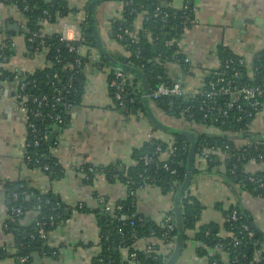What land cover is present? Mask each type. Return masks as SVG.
<instances>
[{"label":"crops","instance_id":"crops-1","mask_svg":"<svg viewBox=\"0 0 264 264\" xmlns=\"http://www.w3.org/2000/svg\"><path fill=\"white\" fill-rule=\"evenodd\" d=\"M55 1L66 3L63 6L69 8V13L58 17L54 22L42 23L44 33H59L73 38L76 34L75 11L89 8L93 4V25L104 49L119 63L129 55L115 38L112 24L114 19L122 18L123 3L120 0L91 3L89 0ZM188 1L196 9L195 19L179 42L183 52L191 59L190 71H185L175 63L169 64V70L171 76L181 81L190 91L202 85L204 75L221 68L220 47L230 48L233 53L249 62L264 49V0H173L171 5L175 9H181ZM86 13L89 15L88 10ZM145 18L146 14L140 13L135 25L143 28ZM24 26L25 19L21 11L14 4L0 0V45L11 41L14 49V55L6 64L0 65V69L15 71L22 76L47 66L43 52H29L23 33ZM96 51L100 56L99 48ZM111 64L115 66L112 62ZM112 65H103L102 62L101 65H87L86 84L81 100L71 110L66 125L51 141L53 145L50 152L59 163L67 169L75 168L66 169L65 174L59 178H52L39 168L25 163V145L29 134L25 115L20 111L16 100L18 83L3 78L0 71V248L7 252L6 257L0 258V264L22 263L14 257V237L6 227L9 218L7 184L21 181L30 188L52 190L66 205V219L48 233V243L58 253L48 257L36 252L29 264H94L100 243L98 218L95 213L77 210L76 207L84 203L89 208H97L105 200L115 202L125 196L126 187L119 179L111 180L104 173L96 174L91 180L87 179L77 169L87 164L100 167L115 165L122 171L135 163L132 158L133 150L143 146L150 137L161 139L167 145L174 144L175 133L160 127L149 111L166 127L185 129V121L160 109L154 101L149 100L146 114L132 113L125 107L117 106L108 81ZM251 126L253 135L264 139V113L259 114ZM202 131L211 132L204 126L198 127L197 132ZM242 139L239 135L234 138L238 145L243 144ZM221 153L218 152V159L223 163L225 157ZM167 157L162 155L160 159L165 160ZM198 159L197 157L194 167L189 165L193 174L189 191L205 207L198 227L214 222L218 225L220 234L226 235L224 211L240 206L264 231V198L229 183L222 164L208 170L207 164ZM263 168V164L254 161L249 162L246 167L250 173ZM178 194L179 191L176 196L165 193L158 186H143L138 190V210L161 224L165 222L167 213L173 209L176 212ZM195 233L196 230L189 231V240L175 264L204 262V258L196 254ZM152 242L163 246V241L158 242L155 238L140 239L137 245L146 249L152 246Z\"/></svg>","mask_w":264,"mask_h":264},{"label":"trees","instance_id":"trees-1","mask_svg":"<svg viewBox=\"0 0 264 264\" xmlns=\"http://www.w3.org/2000/svg\"><path fill=\"white\" fill-rule=\"evenodd\" d=\"M14 4L23 14L25 26L23 33L27 38V45L30 53H36L39 48L46 56L47 66L36 70L34 73L22 76L15 71H9L1 68V75L11 81L17 83L21 81L29 82L27 91L30 94H49L52 95L54 90L63 86H70V92L64 91L62 96L65 100L71 102L73 106L79 103L85 89L86 81V65L87 58L82 57L83 63L76 64L79 56L69 50L67 42L61 40L62 35L59 33H44L41 19L46 18L48 22H54L60 16H65L69 13V8L63 6L64 2L55 0H4ZM100 0H89L97 2ZM123 3L122 18L113 20L115 38L129 52L123 60L127 59V64L131 68H136L140 75L148 82V91L155 87L159 80L157 76H161L163 81L172 83L175 77L171 76L169 64L175 60L183 58L186 54L181 49L180 39L183 20L186 13L194 8L193 3L186 2L188 9H175L172 7L173 0H120ZM88 10V7L85 9ZM45 11L47 13H45ZM76 10L75 12H77ZM140 13H145V23L143 29L137 35V42H133L132 35L126 34L125 29L132 28L134 21ZM195 15H191L189 26L194 23ZM86 27L83 32L82 39L86 44L98 49L96 37L94 35V27L90 16L82 25ZM37 32L38 38L29 40L33 34ZM122 34L123 38L118 35ZM171 39H176L173 45H168L167 42ZM36 51V52H35ZM178 52V53H177ZM219 53L222 61L229 58H238L239 56L233 53L228 47H220ZM3 54L8 57V61L14 55V49L10 43L7 44ZM260 55V56H259ZM264 50L260 51L252 62L242 66L243 76L238 81L241 83L253 82L250 80L247 72L250 66H260V70L256 73L255 79L261 76L264 66ZM102 64L112 65L111 62L102 54H100ZM113 66V65H112ZM117 67V66H113ZM221 68L213 73L204 75L203 83L206 86L209 81H215ZM185 71H190L189 66ZM129 72V71H127ZM133 85L128 89L125 98V108L132 113H147L144 90L141 83V76L132 74ZM112 76H110L111 78ZM32 81L36 82V87H33ZM111 90V89H110ZM112 93V90H111ZM113 95V94H112ZM150 100V99H149ZM170 104L169 98H163L154 101L157 106L169 113L173 110L172 115L177 116L187 107L194 117L186 116L185 130L197 132L198 127H206L211 130V126L220 127L219 123H214L211 117L206 118L205 112L199 110V104L202 98L197 103L193 102L191 96L186 98H175ZM226 98L219 100L220 107H224ZM264 100V99H263ZM123 108V107H121ZM47 110V109H46ZM54 112H62V105L59 103ZM170 114V113H169ZM69 113H65V122L59 124L54 120H45L44 122L37 121V127L44 130L46 127L55 129V133L66 125ZM239 115L237 111L231 110L229 117L225 119V125L222 126L220 132L212 131L196 133L197 150L192 158V167L199 158V152L202 149H207L211 155L204 161L207 164L208 170L213 169L216 165L224 166V175L229 183L250 191L255 196L264 198V186H259L264 178V168L256 173H250L246 167L251 162V159L257 164L264 165V139L257 146L245 147L235 143L239 130L238 127L246 126L249 123L248 119L236 123L235 118ZM240 133V132H239ZM29 134V129H28ZM241 136L240 134H238ZM174 146L176 151L168 161L169 168L164 167L162 161H152L146 164L145 157L157 159L158 154L155 153L157 146L165 148L167 143L158 138L149 139L143 146L135 148L132 152V158L135 163L122 171L117 166L100 167L87 164L88 169L93 166L95 172H88L90 180L98 173H104L111 180L119 179L126 187L125 196L116 200L112 212H106L103 208L108 200L100 203L97 208H89L86 204H79L76 209L81 211H90L95 213L98 218L100 227V243L99 251L94 257V264H166L171 257L170 254L163 255L161 253L162 246L158 243H153L151 252H147L143 247L137 245V241L143 238L150 240L155 238L158 242L164 238H169L170 235L178 236V225L175 209L168 214L173 216V229L169 228V223H156L150 217L145 216L138 211V190L146 185L160 187L165 193L177 195L182 187L187 173L190 170V148L191 140L184 134H174ZM31 136L28 139L31 141ZM53 145L49 139H43L40 146L30 147L27 154L33 159L39 161L35 164L34 160L30 163L31 167H42L43 164L50 166L46 172L52 178H59L65 174L64 167L51 154L50 147ZM225 152V160L221 163L218 159V152ZM263 156V158H261ZM199 160V159H198ZM200 163V162H199ZM175 169L176 173H172ZM197 171V169H194ZM254 180H251V178ZM7 192L9 196V218L7 219V231L14 237L15 253L14 257L21 259L28 257V262L21 264H29L36 252L43 256H53L57 252L51 247L48 239L40 236L39 230L44 228L48 233L57 228L61 221L66 219V205L61 202L57 194L52 190H42L38 188H30L26 183L21 181L10 182L7 184ZM21 207L22 213L13 212V208ZM181 219L183 222V245L182 250L189 240V231L196 230L194 240L196 242V254L204 258L202 264H240L248 263L256 257V250L261 246L264 247V234H262L253 225V220L249 214L240 206H233L224 211V216L233 209H237L242 218L237 221H226V235H221L219 227L216 223L210 222L198 227L199 220L204 210L203 203L194 195H191L189 187L180 196ZM32 214V215H31ZM31 217V218H28ZM53 218V223H52ZM134 225H131V221ZM245 222L250 230L255 232V237L250 238L248 231L242 226ZM258 240L261 246L255 245ZM222 244L221 251L214 249ZM136 253V257L132 262L131 254ZM264 255V253H263ZM7 256V252L0 248V258ZM156 256V257H155ZM236 260V262H233Z\"/></svg>","mask_w":264,"mask_h":264},{"label":"built area","instance_id":"built-area-1","mask_svg":"<svg viewBox=\"0 0 264 264\" xmlns=\"http://www.w3.org/2000/svg\"><path fill=\"white\" fill-rule=\"evenodd\" d=\"M184 10L188 9L187 3H185L182 7ZM196 9H191L186 15L184 16V20L182 22L183 27L181 31V35L187 32L191 26L189 23L191 22V15H195ZM45 13H47L45 11ZM89 15L86 13L85 9H80L75 12V22L74 28H76V34L73 38H68L65 35H62L61 40L67 42V46L69 50L75 52L79 58L77 59L76 64L80 65L83 63L81 60L83 58H87L85 65L94 63L96 65H101L100 56L97 53L96 49L91 47L90 45L86 44V42L82 39V35L86 27L82 28V25L87 21ZM48 22V19L43 18L41 19V24ZM143 28H139L135 25H132V28L125 29L126 34L132 35L133 42H137V35L139 34L140 30ZM39 34L35 32L29 40L33 38H38ZM119 38H123L122 34L118 35ZM27 39V38H26ZM176 39H171L167 42L168 45H173ZM11 41H6L2 45H0V65L6 64L8 62V57L3 54L7 44ZM264 50V49H263ZM39 53L41 50L39 48L36 49ZM35 51V52H36ZM178 53V52H177ZM260 56V55H259ZM264 59V56H263ZM180 68L184 70L189 66L191 67V59L188 56H184L181 60L177 59L174 61ZM247 63V59L244 57L238 58H229L225 61H222L221 70L216 72V80L209 81L208 85L206 86L205 82L202 83L201 86L194 88L193 90L188 91L181 81L174 80L172 83H168L163 81L161 76H157L158 84L153 87L150 91L147 92L145 95L150 100H158L163 98H169L170 104L173 103V99L175 98H186L188 95L191 96L193 102L197 103L200 98L202 100L199 104V110L205 112V117H211L214 123H219L220 127L211 126L212 131L220 132L222 130V126L225 125V119L229 117L230 111L234 110L239 113V115L235 118L236 123L243 121L244 119H248L249 123L246 126L238 127L239 131L233 134H240L244 141L242 145L245 147H253L261 144L263 141L259 138H255L253 136V130L251 123L252 121L261 113H264V70L261 73L259 78L255 79L256 73L259 72L260 66H250L247 75L249 76L250 80L253 82H246L241 83L238 80L242 78L243 71L242 66ZM264 66V64L262 65ZM110 76H112L110 78ZM109 87L112 90V97L115 104L119 107H125V98L126 94L128 93V89L133 85V76L127 72L126 70L119 68V67H112L109 69ZM29 82L21 81L18 83V92L16 94V100L19 106V109L25 115L27 126L29 129V136H31V141L27 139V143L25 145L26 152H25V163L30 166V163L34 160L35 164L39 163L36 159H33L31 155L27 154L28 148L34 146L38 147L41 144V141L44 139H49L50 136H56L55 129L51 127H46L44 130L39 129L37 127V121L44 122L45 120H54L59 124H63L65 122V113L71 112L73 109V104L64 99L62 96L63 92L67 90L70 92V86H63L61 88H57L54 90L52 95L49 94H30L27 91V86ZM33 87H36V82L32 81ZM221 98H226L224 107H220L219 100ZM62 105V112H54L58 104ZM47 109V110H46ZM170 114H174L173 110L170 109L168 111ZM186 116L194 117L193 114L190 113L189 107L185 110L181 111L178 115V118L182 121H186ZM209 129V128H208ZM240 132V133H239ZM150 137L149 139H151ZM176 151V147L174 144L167 145L165 148L161 146H157L155 153L158 154L157 159L154 160L152 157L146 156L145 162L149 164L152 161H162L164 162V167L169 168L168 161L172 157V154ZM162 155H167V159L161 160ZM211 155V152L207 149H202L199 152V160L206 161V159ZM221 155L224 157L226 156L225 152H222ZM263 158V156H261ZM253 161V159H251ZM39 168L42 171H49L51 168L48 164H43L42 167H34ZM64 167V172H66ZM75 169V168H74ZM74 169H67V170H74ZM80 173H82L87 179H90V175L88 172H95L93 166L89 167L88 169L85 165L80 166L77 169ZM172 173H176V170L173 169ZM251 180H254L252 177ZM262 182L259 186H264V178L261 179ZM237 187L242 189L240 184H237ZM115 203L108 201L107 204H104L103 208L106 212L111 213ZM139 211V210H138ZM13 212H16L18 215L22 213V208L17 207L13 208ZM140 213V211H139ZM242 218L240 212L237 209L231 210L229 213L225 215V222L226 221H237ZM52 218V223H53ZM165 222L169 223V228L173 229L175 223H173V216L168 214L165 216ZM131 225H134V221L132 220ZM242 226L248 231V235L250 238L255 237V232L249 229V226L242 222ZM40 236L44 239L48 238V232L41 228L39 230ZM178 236L170 235L169 238L163 239V246L161 253L163 255L170 254L174 249L175 243L177 241ZM255 245L261 246L260 241L256 240ZM222 244L218 245L214 250L221 251ZM147 252H151V246L146 248ZM264 247H260L256 250L255 254L256 257L253 260H250L248 263H240V264H264ZM56 255L57 252H54ZM132 262L136 257V253L131 254ZM156 257V256H155ZM22 263L28 262V257H22L20 259ZM233 262H236L234 260Z\"/></svg>","mask_w":264,"mask_h":264},{"label":"water","instance_id":"water-1","mask_svg":"<svg viewBox=\"0 0 264 264\" xmlns=\"http://www.w3.org/2000/svg\"><path fill=\"white\" fill-rule=\"evenodd\" d=\"M88 13H89V16L91 18V22L92 24L94 23V18H93V4H90L89 8H88ZM94 27V25H93ZM94 35L96 37V41H97V46L99 48V51L101 52L102 55H104L109 61H111L113 64H115V66L119 67V68H122L126 71H129L131 72L132 74H138L140 75L139 71L136 69V68H131L128 64H127V59L123 60L122 63H119L117 61H115L111 56L110 54L104 49L103 47V43H102V40L99 36V33L98 31L96 30V28L94 27ZM141 76V75H140ZM141 82L143 84V90H144V95L147 94L148 92V82L147 80L141 76ZM145 102H146V105L148 106V102H149V99L145 96ZM151 114V117L152 119L162 128H165L167 129L168 131H171L172 133H181L186 135L190 140H191V148H190V161H189V165H192V158L195 156L196 154V150H197V140H196V135L193 133V132H190L188 130H178V129H173V128H168L166 127L164 124L160 123L152 114L151 111H149ZM55 139V136L52 135L49 137V141H54ZM192 179H193V174H192V171L189 170L188 173H187V176H186V179L182 185V187L180 188L179 190V194L176 198V212H177V225H178V238H177V241L175 243V246H174V250H173V253L171 255V257L169 258L167 264H175L176 260L178 259L179 255L181 254V251H182V245H183V222H182V219H181V209L178 205V200H179V196L185 192V190L191 185L192 183ZM253 225L258 229V231H260L262 234H264V231L259 228L257 226V224L255 222H253ZM39 255V254H38Z\"/></svg>","mask_w":264,"mask_h":264}]
</instances>
